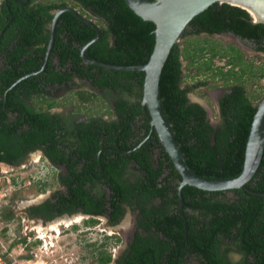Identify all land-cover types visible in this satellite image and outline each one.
<instances>
[{
  "label": "trees",
  "instance_id": "1",
  "mask_svg": "<svg viewBox=\"0 0 264 264\" xmlns=\"http://www.w3.org/2000/svg\"><path fill=\"white\" fill-rule=\"evenodd\" d=\"M64 6L75 9L87 20L92 21L87 14L95 19L92 22L98 26L100 34L84 50L88 58L116 65H135L144 63L151 52L154 24L135 14L124 0H0V162L18 164L35 149H40L42 155L54 163L62 164L70 160L71 163L66 164L67 174L60 171L57 175L61 189L42 202L26 207L25 212L29 217L49 220L64 213L81 211L90 215L106 214L109 222L115 223L124 212L121 203L143 213L145 207L140 194L162 195L165 187H157L155 177L159 175L164 162L171 168L174 177L178 179L179 175L155 132L128 153L103 149L99 153V160H96L97 148L128 149L147 134L148 120L140 107L143 72L84 63L79 48L94 36L95 30L66 10L56 18L52 42L42 67L53 12ZM189 33H232L249 41L253 49L264 54V24L252 22L245 10L226 3L214 2L195 14L182 35ZM190 42L186 39L181 49L177 42L174 43L162 65L158 79L161 109L191 171L207 178H231L241 171L245 142L256 105L246 94L243 83L247 78H263L264 62L255 65L251 60H246L243 52L234 44H220L212 39H203L200 44ZM215 56L225 58V69L212 65ZM180 57L187 60L188 65L195 64L199 73H208L210 78L220 80L225 87L217 99L218 120L214 125L210 124L202 106L188 100L189 88L181 86ZM33 71L35 73L29 74ZM74 77L86 81L97 91H76L78 102H87L91 96H111V119L90 116L79 122L66 120L65 125L62 114L48 112V108L57 105L52 97L47 96L50 89L56 85L66 86ZM30 96L44 106L27 105L24 100ZM136 117L139 119L136 120ZM140 119L144 122L137 125ZM69 127L79 129L76 135L79 140L75 142L86 147L91 143L95 145L90 149L93 162L86 158L79 169L71 157H64L62 149L65 138L60 131ZM136 127H144L145 131L133 139ZM97 133L101 141L99 145ZM91 136L94 137L92 141ZM154 147H159L157 168L153 167L151 161ZM76 150L84 154L80 144ZM129 159L138 165L134 166L139 172L135 173L137 177L133 182L128 178L122 179L123 168ZM99 170L102 171V180L98 183L90 175H99ZM97 184L99 191L93 192L92 188ZM245 187L244 190H230L238 195L230 203L216 198V195L223 193L221 190L207 191L186 184L181 187L180 194L182 201L209 210L214 215L217 212L212 209L227 204L235 207L264 206V144L260 162ZM105 188L111 191L108 196ZM172 193L177 202L175 184L172 185ZM3 217L9 218L10 213L3 214ZM95 220L89 217L84 222L92 224ZM220 223L221 220H215L214 224L218 226H210L211 221L206 220L199 227H192L186 222L184 228L180 221L176 230L166 218L146 224L138 221V225L145 229L153 226L166 239H148L136 232L114 264H174L171 252L162 255L170 249L171 242L172 248L191 243L192 250L203 264H223L217 252L212 253L218 241L229 234ZM95 251L97 264L110 261V254L102 245L96 247Z\"/></svg>",
  "mask_w": 264,
  "mask_h": 264
},
{
  "label": "rangeland",
  "instance_id": "2",
  "mask_svg": "<svg viewBox=\"0 0 264 264\" xmlns=\"http://www.w3.org/2000/svg\"><path fill=\"white\" fill-rule=\"evenodd\" d=\"M87 16L95 21L90 15ZM186 39L191 41V44H200L203 39L218 40L220 44H235L230 35L189 33L181 34L177 41L180 49ZM235 45L243 52L246 60H251L255 65L264 62V54L255 52L250 43L243 41ZM180 60L181 86H188V99L201 103L206 108L210 122L216 123L218 120L216 99L225 87L221 85L220 80L210 78L208 73H199L195 64L188 65L187 60L181 57ZM224 64L225 58L213 57V66H221L225 69ZM74 80L75 84L66 89H50L47 96L57 102L54 109L59 112H71L79 119L90 116L112 118L111 96H91L89 101L80 103L76 91H97L84 80L78 78ZM243 86L254 104L264 95V77L258 80L253 77L247 78ZM31 101L35 107L44 106L34 97ZM35 154L37 157L34 156ZM60 171L61 168L52 166L40 150L28 153L15 165L0 162V264H97L96 247L102 245L112 258V255L123 246L131 224L128 212H125L115 227L107 226L101 216L92 217L96 219L92 224L85 223L84 220L90 216L75 212L80 215L77 222L69 225L59 224L55 229L48 230L42 235L37 229L38 223L45 226L54 218L43 220L29 217L25 209L29 206L28 203L33 201V204L40 203L54 191L61 189L57 179ZM39 197L41 199L37 200ZM7 212L10 213V217L4 218L3 214ZM59 217L64 216L59 215Z\"/></svg>",
  "mask_w": 264,
  "mask_h": 264
},
{
  "label": "flooded vegetation",
  "instance_id": "3",
  "mask_svg": "<svg viewBox=\"0 0 264 264\" xmlns=\"http://www.w3.org/2000/svg\"><path fill=\"white\" fill-rule=\"evenodd\" d=\"M74 78L72 79L73 82L68 81L66 86L62 84V86L60 85L61 87H58V85H56L54 86V88H52V90L53 89H59V90L66 89L68 86L74 85L75 84ZM31 99H32V96L25 99L24 102L27 105L34 107ZM217 99H216V102H217ZM54 107L48 108V112L62 114L63 117L65 118V125L67 124V121H70V120L79 122L80 120L84 119V118L82 119L75 118L72 115V113L68 111L59 112L55 110ZM8 115L11 116L10 113H8ZM109 119L111 118L104 119V120H109ZM135 119L138 120L139 118L136 117ZM143 122L144 120L140 119L139 121L136 122V124L137 125L143 124ZM78 130L79 129L77 128L69 127L65 129L64 131H60V132L61 134L64 133V138H65V140L62 142V149L65 152L64 157H66V159H68V157H71V160L75 162L74 165L77 166V168L79 169L85 163L86 158H88V161L90 163L93 162L92 152L90 149L91 148L93 149L95 145L91 143L89 147H86L82 143H77L79 140V137L76 136L77 133H79ZM134 130H135L136 135L134 136L133 139H136L138 136L143 135L145 131L144 127H141V128L136 127ZM98 135L99 134L97 133L96 141H97V144L99 145L101 141H100V136ZM57 136H59V134ZM149 136H151V134H149L148 136L146 134L140 140V142H138L135 146L128 148V149L99 147L97 148L96 154H95L96 160H99V153L103 149H108L113 152L122 151L123 153H128L130 150H133L134 148L138 147L142 142H144L147 138H149ZM90 138H91V141L94 139L93 136H91ZM75 140H77V142H75ZM78 144H80L82 148L84 149V154H81L80 151L76 150ZM56 145L59 146V144H56ZM35 150H40V149H35ZM158 151H159V147L153 148L151 161H152V164L154 165L153 166L154 168H157L159 166V160L157 156ZM78 156H80V158L76 159ZM49 162L52 166H57L61 168V171L64 175L67 174L68 172L66 168V164L71 163L70 160H67V162L62 163V164L54 163L52 161H49ZM134 166H138V165L135 164L132 159H129L126 166L123 168L122 179L128 178L130 182H133L134 178L137 177L135 173L139 172L137 169H134L135 168ZM90 177L99 183V180H102V171L99 170V175L96 176L92 174L90 175ZM179 180H180V176L178 179L174 177L171 172V168H169L166 162H164L161 166V171L159 175L155 177L156 186L165 187L162 195L161 196L153 195L151 193L140 194V196L142 197L144 201V202L142 201V203L145 207V211L143 213H140L139 209L137 208L132 210L128 205L121 203V206L123 207L124 212L121 218L115 223L109 222V218L107 217L106 214L90 215V214H85L81 211H78L81 214H84L90 217L101 216L104 220V223L109 227H115L119 223V221L123 218L125 212H128L129 217H130V223H131L129 226V233L127 234V237L125 238L123 246L119 248L118 252L112 255V258H110V261H108L106 264L115 263V260L117 259L118 255L125 249L128 243H130L134 239L136 232L141 237H148V239L151 237L166 239L165 236H163L160 232L156 231V229L153 226L149 225L148 229H145L144 227L138 225V221L146 224L147 222L149 223L150 221H153V220H158V219L163 220L165 218L171 222V225L174 228H176V230L179 229L178 224L180 221H182L183 227L185 228L186 222H189L192 227H199L203 221L207 220V221H211L210 226H213V225L218 226V224H214V221L221 220L220 226L223 229H227V231H229V234L227 237H223L220 239V241H218L217 248L215 249L213 247L212 253L217 252L223 264H264V206L243 205L240 207H235V206H229L227 204L226 206L222 208L212 209L217 212V214L214 215V213H211L209 210L199 209V207H195L192 204L182 201L181 194L178 193L177 191V184ZM174 184L176 185L177 202L174 201V194L172 193V185ZM98 187H99L98 184L97 186H94L92 188L93 192L99 191ZM101 188H103V186H101ZM109 193H111V191L108 188H105L106 196H108ZM208 194H205V196L209 200H212V198H210ZM237 196L238 195L235 194L233 191L225 190L223 191L222 194L216 195V198L223 200L226 203H230V202H233V200L237 198ZM194 199H196V197ZM261 201L259 202V204L261 203ZM243 203L248 204V202L244 200H243ZM155 204L156 206L152 207V205H155ZM31 205H35V204H31ZM164 213H166L167 215H165ZM184 233H186V231H184ZM115 238L117 240V237ZM171 245H172V242H171ZM171 245H170V249L168 251H165L162 255L165 256L168 252H171L172 254L171 257H173L172 261L174 262V264H203L202 261L199 260L198 254H196V252L192 250L191 243H185L184 245L180 244L174 248H172ZM211 261H212V258H211Z\"/></svg>",
  "mask_w": 264,
  "mask_h": 264
},
{
  "label": "water",
  "instance_id": "4",
  "mask_svg": "<svg viewBox=\"0 0 264 264\" xmlns=\"http://www.w3.org/2000/svg\"><path fill=\"white\" fill-rule=\"evenodd\" d=\"M258 1L260 0H124L127 6L135 14L140 16L142 19L151 21L154 24V42L151 52L144 63L135 65H116L88 58L84 54V50L91 42L98 38L100 34L98 26L92 21L85 19L75 9L69 6L60 7L53 12L50 21L49 39L44 54L42 67L46 63L53 37V27L58 14L64 10L70 11L72 14L85 23L89 24L95 30L94 36L79 48V54L84 63L109 69L139 70L143 72L140 107L148 120L149 128L147 136L151 134V132H155L161 147L166 152L175 170L178 172L180 176V180L177 184L178 193H180L181 187L186 184L207 191H225L232 189L244 190L245 183L252 177L262 155L264 144V95L255 105V111L252 116L245 142L242 168L239 174L225 179L207 178L195 174L187 167L184 162L182 154L173 137L170 125L161 109L158 94V79L162 65L172 45L179 40L184 28L195 14L214 2L226 3L228 5L236 6L245 10L252 22L264 24V4L260 5L257 3ZM211 35H230L235 41V44H239L243 41L249 43V41L242 40L232 33H212ZM32 73H35V71L30 72L29 74ZM26 75L27 74L22 75L20 78H23ZM189 101L196 102L193 100ZM196 103L202 106L206 111V108L201 103ZM216 108L218 111L217 102ZM210 124L214 125L215 123L210 122ZM39 199L41 198H37V200ZM33 202L28 203V205L33 204ZM74 214L75 213H64L61 216L68 217ZM58 217L59 216H55L53 218L55 219Z\"/></svg>",
  "mask_w": 264,
  "mask_h": 264
},
{
  "label": "bare ground",
  "instance_id": "5",
  "mask_svg": "<svg viewBox=\"0 0 264 264\" xmlns=\"http://www.w3.org/2000/svg\"><path fill=\"white\" fill-rule=\"evenodd\" d=\"M257 3H259L260 5H263L264 4V0H260ZM34 156L37 157L36 154ZM79 219H80V215L79 214H75V215L68 216V217H65L64 216L63 218L59 217V218H55L53 221H50V222L46 223L45 226H43L42 224L38 223L37 229L40 230V232L42 233V235H45V233L48 230L55 229L59 224L64 223L66 225H69L72 222H77Z\"/></svg>",
  "mask_w": 264,
  "mask_h": 264
}]
</instances>
